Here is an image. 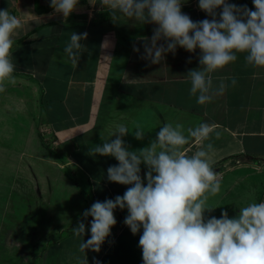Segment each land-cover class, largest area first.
I'll return each mask as SVG.
<instances>
[{
    "label": "crops",
    "instance_id": "1",
    "mask_svg": "<svg viewBox=\"0 0 264 264\" xmlns=\"http://www.w3.org/2000/svg\"><path fill=\"white\" fill-rule=\"evenodd\" d=\"M228 2L253 9L252 0ZM99 3L100 0H91V4L85 0L79 3L69 17L64 18L48 9L50 0H0V10L8 8L17 16H21V12L33 15L21 16L25 26L19 30L15 41L24 39V43L19 46L15 44L13 53L17 70L14 74L16 83L8 85L3 93L9 94L10 87L15 96V91L24 92V89L38 96H34L31 102L27 97L17 96L21 103L12 102V106L4 108L6 110L3 113L0 112V117L10 119L21 115L24 110H32V118L31 112H27L24 127L20 130H29L33 124L34 138L30 139L29 144L37 154L28 155V158L35 156L36 160L38 158L42 163L50 165L52 161L59 163L58 156L53 154L54 150L49 146L46 148L41 143L40 146L45 150L36 151L41 125L50 129L48 137L81 138L80 140L85 139L86 144L95 145L98 139H111L116 125L123 123L129 128L130 133L125 137L126 142L129 141V149L133 150L131 148L138 146L146 137H155L165 123H180L185 129L201 122L216 124L219 127L214 131H219L221 135L219 139L213 135L210 141L216 149L214 163H235L225 166L227 172L221 173H226L225 176L222 175L221 190L225 187L236 190L230 200L233 202L230 203L242 207L246 199L245 192L235 186L244 182L239 177L240 173H245L244 169H251V172L246 173L254 172L264 177V68L246 66L244 56L238 55L235 63L213 74L214 82H218L221 77H235L236 85L232 87L228 80L230 86L223 96L217 97L210 104L198 105L196 97L189 95L190 85L182 81L185 79L183 75L198 67L199 50L188 53L178 47L175 54L168 53L160 63L151 64L141 58L144 53L141 38L150 39L155 26L130 21L126 17L119 19L116 24L110 19L104 21L100 16H106L109 10L101 8ZM182 12L193 21L210 19L199 10L198 0H185ZM218 14L219 10L217 16ZM72 32L87 33V39L82 42L86 50H83L77 67L68 61L64 53ZM117 38L120 39L116 40ZM133 46L139 48V52H134ZM40 51L41 57L38 58ZM189 59L191 63H187ZM32 80L39 82L37 84ZM174 98L181 103H175ZM2 105L4 104L0 107ZM168 108L169 112H165ZM133 122H139L144 127L146 134L143 140L135 139L131 133L134 130ZM4 128L7 131L5 123ZM2 130L0 124V133L4 136L5 132ZM85 137L93 141L90 142ZM56 140L59 141V138ZM77 144L75 141L76 146ZM186 147L191 149L188 153L191 155L199 145L191 143ZM7 154L9 153L6 152ZM74 156L77 159L78 155L74 153ZM71 162L78 163V169L81 167L77 160L69 161L67 166ZM81 169L86 172L83 173V185L78 182L72 185L66 181L76 194L72 197L66 194L58 196L64 200L60 205H63L61 208L66 217L62 219L57 214L54 220L60 219L54 226H44V230H40L39 236L33 240L34 247L41 244L43 246L40 240L44 239L48 264L59 262L56 258L59 254L65 263L78 264L76 257H82L83 254L78 251L80 238L75 237L72 232V228L77 225H73V222L75 224V220H79L94 202L114 199L126 191L127 186L99 181L93 171L91 176L84 166ZM57 170L65 169L63 167ZM145 171V167L141 166L142 177ZM223 198L218 196L214 202H209L216 209L207 213V216L219 218L221 211H227L229 218L237 214L230 212L228 205L221 209ZM72 204L77 207L73 208ZM114 215L116 224L99 253L86 250L88 264H93L94 259L99 264H143L142 252L138 247L142 230L133 235L124 225L126 209H116ZM84 222L86 233L83 239L87 241L90 238L88 228L91 217ZM65 226L69 231L64 232ZM53 238L57 239L51 242ZM43 252L44 249L38 250L37 261L33 259L32 264L41 261L39 258Z\"/></svg>",
    "mask_w": 264,
    "mask_h": 264
},
{
    "label": "clouds",
    "instance_id": "2",
    "mask_svg": "<svg viewBox=\"0 0 264 264\" xmlns=\"http://www.w3.org/2000/svg\"><path fill=\"white\" fill-rule=\"evenodd\" d=\"M80 0H50L53 13L69 17ZM185 0H100L110 12V21L122 17L155 27L151 38L142 37L141 57L158 64L168 53L182 48L188 53L199 50L198 67L189 70L183 83L198 105L212 103L234 87L235 77L213 74L244 56L246 66L264 68V0H252L253 9L228 0H198V8L210 19L193 21L182 12ZM217 10L219 14L217 16ZM21 16H33L30 12ZM21 16L8 8L0 10V93L16 83L13 53L15 37L24 28ZM87 33L72 32L64 48L69 62L77 67ZM163 41V43H161ZM139 48L133 46L134 52ZM191 63V59L187 61ZM219 126L201 122L185 129L180 123H165L148 146L130 150L124 137L127 125H116L112 137L94 145L92 156L112 157L117 164L107 169L110 183L127 186L122 196L96 201L82 213L72 232L80 238L78 264H88L86 250L99 253L116 224V209L127 210L124 225L133 235L141 232L138 247L143 264H264V201L243 204L233 218L221 211L219 218L206 216L216 208L210 198L221 192L222 174L214 168L216 149L211 139L220 138ZM131 132L143 140L145 130L133 122ZM207 142V143H206ZM191 143L199 148L188 153ZM141 165L146 169L141 176ZM91 217L90 238L84 241L85 222ZM93 264H99L95 259Z\"/></svg>",
    "mask_w": 264,
    "mask_h": 264
},
{
    "label": "rangeland",
    "instance_id": "3",
    "mask_svg": "<svg viewBox=\"0 0 264 264\" xmlns=\"http://www.w3.org/2000/svg\"><path fill=\"white\" fill-rule=\"evenodd\" d=\"M88 3L91 4V0H88ZM118 39L120 38H117L116 40ZM118 52L119 50L116 51V54H118ZM41 53L42 52L40 51L38 58L41 57ZM17 75L19 76L18 73ZM32 81L37 84L39 82L38 80ZM6 93L0 94V103L4 104L1 106L2 110L0 107L1 113L7 109L6 107L12 106V102L21 103L17 96L22 98L27 97L29 102H31L34 96H36L25 89L24 92H21L20 90L15 91V96L14 90L10 87H8L9 94ZM167 95L169 96L170 94L167 92ZM180 100H182V97ZM180 100L177 101L175 98L173 99L175 103L180 102ZM20 106L22 107L23 105L20 104ZM31 111V109L28 111L24 110L21 115L13 116L10 119L3 118L2 116L0 117V124L3 127L2 131L5 132L4 136L0 133V264H32L33 259L37 261L38 250L41 251L42 249H44V254H41L39 258L41 261L39 260L37 264H48L44 248V239L40 240L43 242V246L41 244L34 247L33 240L39 236L38 234L40 233V230H44V226L47 228L52 227L60 217L62 219L66 217V215H63L64 212L61 208L63 205H60L64 200L58 196L66 194V196L72 197L76 194V191L73 188H70V186L66 184V181L72 185L76 182L83 185L85 182L83 173L86 174V172H83L81 167L84 166L86 171L90 174L93 171L99 181L105 180L109 182L107 180V169L110 166L117 164V161L112 157H101L99 155L92 156L90 149L94 145L91 143L86 144L85 139H73L74 137H48L47 135L50 134V129L42 125L39 126L38 129L42 136H38L40 141H38V149L35 150H45V148L40 146L41 143L45 147L49 146L51 150H54L53 154L58 156L59 163L52 161V164L50 165L42 163L38 158L36 160L35 156L28 158V155L37 154L35 151H32V146L29 144L30 139L34 138L32 137L33 124L29 127V130H20L24 127L23 125L26 120L27 112L30 113ZM165 112H169V108ZM32 115L33 112H31V118ZM18 116H20V119ZM31 121H33V119H31ZM4 123L5 126L8 127L7 131L4 128ZM58 138L59 141L56 140ZM85 138L90 142L93 141L88 137ZM123 139L125 145L128 146L129 141L128 143L126 142V137ZM153 139H155V137H146L138 146L136 145V147L131 149L138 150L146 147ZM75 141L80 145L77 144L76 146ZM104 141L105 139H98L95 145H99ZM74 149L75 151H72ZM4 151L9 154L6 155V152ZM74 153L78 155L77 159L75 158ZM66 160L68 162L77 160L81 164V167L78 169V163L73 164L72 162V164H68L67 166L68 162L66 163ZM231 164L235 165L233 162H228L225 165L221 162H216L214 163V168L217 167L219 169L218 173L221 174L223 171L227 172L225 166ZM63 167L65 170H57V168ZM244 170L246 172H251V169ZM246 172L240 173L239 175L241 180L244 179V182L235 185L237 189L241 190V192H245L244 198L246 199L244 203L249 201H264V177L262 178V175L258 176L257 174H254V172ZM225 174L226 173H223L222 175L225 176ZM91 176L93 175L91 174ZM228 189L229 188L225 187L216 197H224L221 203V209L228 205V207H230V212L236 213L240 206L236 207L234 204L230 203L233 202L230 200L236 190L233 191ZM216 197L210 198L209 202H214ZM66 201L68 202V199H66ZM72 205L74 206L73 208L77 207L75 204ZM67 206L70 207L69 204ZM57 214L60 217L57 220H54ZM77 222L78 220H75V224L73 222V225H76ZM64 229V232L69 231L67 226H65ZM57 238H53L51 242ZM35 255L36 257L34 258ZM56 258L59 262L54 264H67L60 254L57 255ZM53 262L54 261H52V263Z\"/></svg>",
    "mask_w": 264,
    "mask_h": 264
},
{
    "label": "trees",
    "instance_id": "4",
    "mask_svg": "<svg viewBox=\"0 0 264 264\" xmlns=\"http://www.w3.org/2000/svg\"><path fill=\"white\" fill-rule=\"evenodd\" d=\"M85 0H80V2L79 3H83ZM50 8V6H48V9ZM50 10H51V8H50ZM100 19H103L104 21H106V20H108V19H110V12L108 11V13H107V15L105 16V14H104V16L102 15V16H100ZM24 43V39H19L18 41H16V45H21V44H23ZM44 139V138H43ZM47 145V144H46ZM46 148H49L48 146L46 147Z\"/></svg>",
    "mask_w": 264,
    "mask_h": 264
},
{
    "label": "water",
    "instance_id": "5",
    "mask_svg": "<svg viewBox=\"0 0 264 264\" xmlns=\"http://www.w3.org/2000/svg\"><path fill=\"white\" fill-rule=\"evenodd\" d=\"M215 170H216L217 172H219V169H218L217 167L215 168Z\"/></svg>",
    "mask_w": 264,
    "mask_h": 264
},
{
    "label": "built area",
    "instance_id": "6",
    "mask_svg": "<svg viewBox=\"0 0 264 264\" xmlns=\"http://www.w3.org/2000/svg\"><path fill=\"white\" fill-rule=\"evenodd\" d=\"M42 136V135H41Z\"/></svg>",
    "mask_w": 264,
    "mask_h": 264
}]
</instances>
